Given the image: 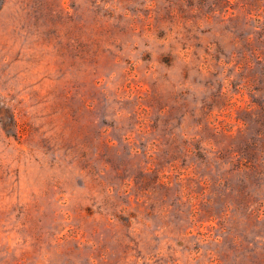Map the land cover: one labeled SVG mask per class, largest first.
Listing matches in <instances>:
<instances>
[{
	"label": "rangeland",
	"instance_id": "374dc122",
	"mask_svg": "<svg viewBox=\"0 0 264 264\" xmlns=\"http://www.w3.org/2000/svg\"><path fill=\"white\" fill-rule=\"evenodd\" d=\"M0 264H264V0H0Z\"/></svg>",
	"mask_w": 264,
	"mask_h": 264
}]
</instances>
